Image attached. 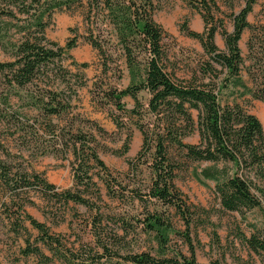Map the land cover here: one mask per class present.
<instances>
[{
    "label": "rangeland",
    "instance_id": "obj_1",
    "mask_svg": "<svg viewBox=\"0 0 264 264\" xmlns=\"http://www.w3.org/2000/svg\"><path fill=\"white\" fill-rule=\"evenodd\" d=\"M216 1L224 29L233 31V17L245 6V0ZM5 3L0 0V9H13L17 16H0V61L4 62L13 60L15 44L21 42L24 35L18 25L25 23L26 18ZM86 15L87 4L84 1L83 4L57 8L45 17V35L49 41L66 48L69 41L75 40L76 45L33 84L18 88L8 83L5 75L0 73V161L12 167L17 176L25 172L40 174L54 183L57 190H83L92 197L93 205L104 213L121 211L133 217L132 222L135 223L133 219H141L144 213V206L136 195H144L152 177L150 158L136 160L143 145V135L137 125L157 123L147 108L151 95L145 90L139 92L140 114L131 112L135 102L129 96L123 99L125 112L117 110L114 103L105 97V91L111 87H128L130 76L112 26L103 16L92 18L93 23H88ZM153 18L166 33L163 38L166 64L174 78L198 83L215 78L202 75V64L210 61V56L199 40L189 37L183 29L186 25L197 32L204 30L205 23L198 10L190 7L186 0H160ZM247 20L253 24V30H244L239 47L243 56L240 75L248 89L229 87L222 92L221 99L223 103H240L259 118L264 130V101L252 95L253 91L264 89V0H256ZM89 29L93 30L95 37L107 41L103 43L109 66L106 73L102 65L104 59L88 41ZM222 29L219 28L215 41L224 50ZM83 63L86 66H82ZM47 91L64 92L63 101L69 107L61 115H49L43 110L42 101L48 98ZM192 114L197 120L198 112L192 110ZM78 132L92 139L100 159L107 166L103 169L92 162L95 186L78 185L74 181L75 158L66 144L70 145L72 133ZM184 142L198 144V131L188 134ZM170 154L177 166L174 182L191 207L189 232L196 247L197 261L208 263L221 259L225 264H261L259 257L243 243L241 235L249 236L254 227L264 228L263 211L252 209L243 217L237 212L223 210L214 192L215 183L207 181L208 186H205L197 176L200 168L208 163L190 159L176 147H170ZM98 192L100 199L97 198ZM144 198L151 209L163 211L172 218L177 233H170L171 249L190 256L181 234L185 231V224L174 207L149 201L145 195ZM27 215L45 223L50 232L60 235L69 247L79 242H92L87 227L91 213L86 207L73 202L66 206L48 199L34 188L24 187L13 195L0 183V264H42L24 253L27 239L30 238L31 245H34L38 236L27 221ZM134 239L138 242V249L153 251L154 243L149 235L140 231ZM39 246L51 255L44 245L39 243ZM50 264L61 263L54 260Z\"/></svg>",
    "mask_w": 264,
    "mask_h": 264
},
{
    "label": "trees",
    "instance_id": "obj_2",
    "mask_svg": "<svg viewBox=\"0 0 264 264\" xmlns=\"http://www.w3.org/2000/svg\"><path fill=\"white\" fill-rule=\"evenodd\" d=\"M3 1L26 17L25 23L18 25L24 35L21 42L15 44L13 60L0 61V73L5 75L8 83L18 88L33 84L40 75L51 71L49 67L76 45L75 40H71L64 48L47 39L45 17L55 9L75 3L83 4L85 1L88 23L92 22V18L103 16L112 26L113 36L125 58L130 85L124 89L111 87L105 91V97L114 103L117 110L125 112L123 99L129 96L135 102V108L131 112L140 114L142 104L138 98L139 92L145 90L151 95L147 108L157 123L137 125L143 135V145L136 160L141 157L150 158L152 176L143 194L149 201L155 200L174 207L177 216L184 221L185 231L181 234L190 252V256H187L179 250L171 249L170 233H177L174 222L163 211L151 209L144 195H136L144 206V213L141 219H133V223V217H128L121 211L104 213L93 205L92 197L87 196L83 190H57L54 183L40 174L25 172L17 176V173L12 172V167L0 161V183L13 195L24 187L34 188L50 200L62 202L66 206L70 202L80 204L91 213L87 227L92 242H79L70 247L60 235L51 233L45 223L27 215V221L38 232V236L34 245H31L30 238L27 239V247L24 249L26 256H33L42 264H50L54 260L61 264H225L221 259H213L208 263H199L196 259V247L189 232L192 211L174 182L177 166L170 154V147H176L190 159L208 163L200 168L197 176L205 186H208L207 181L215 183L214 192L223 210L237 212L245 217L247 211L259 209L264 215L262 123L240 103H223L221 99L222 92L229 87L248 89L240 75L243 56L239 42L245 29L253 30V24H250L247 16L256 0H245V6L233 17L231 32L223 27L216 0H186L190 7L198 10L205 28L202 32H197L185 25L183 29L189 37L199 40L210 56V61L202 64V75L215 77L208 82L200 80V83L177 80L168 71L163 43L166 33L153 18L160 0ZM6 14L17 16L13 9H0V16ZM220 27L223 28L220 34L224 39V50L215 41ZM88 32V41L104 59L102 65L106 73L109 66L103 43L107 41L95 37L91 29ZM82 66H86V63ZM63 94V91H47L48 98L42 101L43 110L49 115H61L69 107L63 101ZM252 95L255 99L264 101V89L253 91ZM192 110L198 112L197 120L194 119ZM194 130L198 131L200 142L188 145L184 138ZM66 147L75 158V183L95 186L92 162L103 169H107V166L100 159L92 139H87L79 132L72 133L71 143L66 144ZM97 196L101 198L99 192ZM140 231L151 237L153 251L138 249V242L134 237ZM241 239L248 250L264 264V228L254 227L249 236L242 234ZM39 243L51 255L46 254Z\"/></svg>",
    "mask_w": 264,
    "mask_h": 264
}]
</instances>
